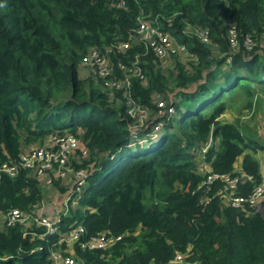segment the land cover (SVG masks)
Wrapping results in <instances>:
<instances>
[{
    "label": "trees",
    "instance_id": "16d2710c",
    "mask_svg": "<svg viewBox=\"0 0 264 264\" xmlns=\"http://www.w3.org/2000/svg\"><path fill=\"white\" fill-rule=\"evenodd\" d=\"M142 15L184 50L160 59L135 40ZM94 49L112 77H124L120 66H141L142 78L130 77L139 103L174 97V117L156 141L125 146L133 120L121 91L81 68ZM234 103L261 108L263 127L264 0H0V166L18 169L0 173V213L34 215L50 190L61 204L74 172H90L54 232L0 217V264H53L54 246L74 264H264V212L225 203L221 180L201 186L207 172L234 177L239 157V171L256 181L238 184V195L260 180L264 131L223 120ZM54 134L75 136L77 152L91 158L68 163L66 177L48 171L47 188L19 162ZM80 224L78 240L60 242ZM101 233L118 239L84 246ZM177 254L183 262H172Z\"/></svg>",
    "mask_w": 264,
    "mask_h": 264
},
{
    "label": "built area",
    "instance_id": "2783aa9c",
    "mask_svg": "<svg viewBox=\"0 0 264 264\" xmlns=\"http://www.w3.org/2000/svg\"><path fill=\"white\" fill-rule=\"evenodd\" d=\"M230 33L235 35L234 26L230 25ZM133 38L138 42L143 43L147 48L151 49L160 59H166L172 53H181L184 50L183 46H179L172 35L168 31H163L160 27L153 26L145 17L138 18V27L133 33ZM201 36L206 40V36L201 33ZM175 43V44H174ZM235 41H232V45ZM129 43H122L120 47L128 48ZM250 47V46H249ZM100 52L97 49L90 51L83 59L82 64L89 66L88 69H93L97 75L104 78L103 86L107 90H117L122 93V100L126 107V114L133 120L128 130V142L126 147H134L136 145L148 144L156 141L159 138V132L164 124L173 119L175 107L173 105L174 97L168 95L166 98L161 96L153 100L154 107L139 103L131 94L130 77L142 78L141 66H130L125 69L120 66L124 73L123 78L112 77L113 67L108 66V60L99 57ZM77 138L71 134H54L50 137V145L33 149L21 156L19 164L27 169H30L33 174L40 177L50 188V181L47 180L48 171L57 174L59 177H66L67 172L73 170L68 168L67 164L74 160L77 163H83L85 160H90L91 156L88 150L82 148L79 152ZM206 147L203 149V152ZM56 165V166H55ZM55 166V169H54ZM67 168H66V167ZM17 165H9L4 162L0 166V173H6L13 177L17 173ZM90 170V168H89ZM90 172L88 168H79L74 172V178L69 182L68 192L62 196V213L59 215L52 214L51 218L45 216V211L49 212L48 201L44 202L37 210L36 214L24 213L19 209H11L5 214L0 213L5 225L9 226L15 223L24 224L26 226L34 223L45 227L48 231L54 232L59 222L60 216L68 212L69 207L76 205L77 200L81 197L83 187L88 179ZM216 180H221L225 183V188L219 191L218 194L222 200L232 206H239L243 203H248L257 211L264 200V166L260 167V180L255 183L251 191L246 195H238V184L254 183L256 180L251 175L237 172L234 177L220 174L217 172H207L201 182V186L209 187ZM234 191V193H233ZM71 194L74 200H71ZM44 206V207H43ZM52 211V209H51ZM83 226L77 225L71 230L70 234L63 237L61 241L71 243L79 239L83 233ZM118 238L111 237L105 233L99 234L97 237L89 240L84 246L91 249H106L111 247ZM50 258L53 264H74V259L65 255L64 251L60 250L59 246H54ZM185 256L177 254L173 263H181ZM191 264V263H188Z\"/></svg>",
    "mask_w": 264,
    "mask_h": 264
},
{
    "label": "rangeland",
    "instance_id": "374dc122",
    "mask_svg": "<svg viewBox=\"0 0 264 264\" xmlns=\"http://www.w3.org/2000/svg\"><path fill=\"white\" fill-rule=\"evenodd\" d=\"M88 67L89 66L84 65V64H82V66H81L82 69H87ZM255 98H256L255 101L256 100L257 101L260 100L261 99V94L257 93ZM234 104H235V109L234 110L229 109L223 115V117H222L223 120L234 122L235 120L238 119L239 122L241 123V127L246 126L248 128L249 127L252 128V129H256L257 128L260 132H261V130L264 131V125H263V127L261 126V123H262L261 114L262 113L259 112V110L261 108H255L254 107L253 110H248V109H242V106L239 103H234ZM262 110H263V113H264V106H262ZM239 111H240V113H239ZM263 120H264V117H263ZM255 126H257V127H255ZM257 158L259 159L260 167L264 166V149L263 150H259V152L257 153ZM240 161H241V157H239L237 159V161L235 162V164H234L236 171H239ZM48 199H50V200H47L48 202H50V201L53 202V200L55 199L51 190H50V195L48 196ZM47 204L48 203H46L45 205H47ZM49 206H51V205H49ZM258 211L259 212H264V206L261 205L259 207Z\"/></svg>",
    "mask_w": 264,
    "mask_h": 264
},
{
    "label": "crops",
    "instance_id": "0c3cea01",
    "mask_svg": "<svg viewBox=\"0 0 264 264\" xmlns=\"http://www.w3.org/2000/svg\"><path fill=\"white\" fill-rule=\"evenodd\" d=\"M234 167H235V165H234ZM263 167V166H262ZM239 172V171H238ZM49 205H51V206H49ZM48 206H49V212H44L45 214H47V215H49V216H51L52 214H56V215H59L60 213H62V206H63V204H62V202H61V204H59L58 202H57V200L56 199H54L53 200V202H48ZM44 207V206H43ZM51 209H52V211H51Z\"/></svg>",
    "mask_w": 264,
    "mask_h": 264
},
{
    "label": "clouds",
    "instance_id": "9594fccd",
    "mask_svg": "<svg viewBox=\"0 0 264 264\" xmlns=\"http://www.w3.org/2000/svg\"><path fill=\"white\" fill-rule=\"evenodd\" d=\"M176 112V111H175ZM174 117V116H173ZM149 144V143H148ZM143 145H147V144H143ZM126 146V145H125ZM137 146V145H136Z\"/></svg>",
    "mask_w": 264,
    "mask_h": 264
},
{
    "label": "water",
    "instance_id": "95a60500",
    "mask_svg": "<svg viewBox=\"0 0 264 264\" xmlns=\"http://www.w3.org/2000/svg\"><path fill=\"white\" fill-rule=\"evenodd\" d=\"M252 86H254V84H251Z\"/></svg>",
    "mask_w": 264,
    "mask_h": 264
}]
</instances>
